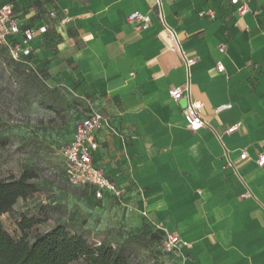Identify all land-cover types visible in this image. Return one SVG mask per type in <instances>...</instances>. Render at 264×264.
Masks as SVG:
<instances>
[{
    "label": "crops",
    "instance_id": "1",
    "mask_svg": "<svg viewBox=\"0 0 264 264\" xmlns=\"http://www.w3.org/2000/svg\"><path fill=\"white\" fill-rule=\"evenodd\" d=\"M3 2L23 27H47L30 42L34 61L62 73L87 115L109 118L97 131L95 163L124 187L129 206L191 243L178 246L181 264H264V165L256 161L264 153V0L244 15L230 0ZM207 10L214 16L199 15ZM135 11L148 15V28L128 20ZM167 27L196 58L192 94L207 122L197 131L185 120L186 99L170 95L187 73Z\"/></svg>",
    "mask_w": 264,
    "mask_h": 264
},
{
    "label": "rangeland",
    "instance_id": "2",
    "mask_svg": "<svg viewBox=\"0 0 264 264\" xmlns=\"http://www.w3.org/2000/svg\"><path fill=\"white\" fill-rule=\"evenodd\" d=\"M86 115L60 71L32 58L16 60L0 45V179L18 178L26 168L38 173L32 180L38 191L0 216L4 228L19 239L21 217H35L40 223L27 231L30 242L63 224L91 244L125 248L130 264H181L178 246L123 197L96 199L89 187L68 180L63 149Z\"/></svg>",
    "mask_w": 264,
    "mask_h": 264
},
{
    "label": "built area",
    "instance_id": "3",
    "mask_svg": "<svg viewBox=\"0 0 264 264\" xmlns=\"http://www.w3.org/2000/svg\"><path fill=\"white\" fill-rule=\"evenodd\" d=\"M253 0H230L231 4L241 15L249 11V3ZM162 4V0H157L156 7ZM214 10L200 11V16H214ZM160 20L164 21L162 12H158ZM128 20L138 22L143 29L149 27V18L147 14L140 11L132 12L128 15ZM172 43L169 49L179 53L187 73V80L184 84L175 86L170 90L171 98L175 101L186 99V105L183 108L185 120L189 128L197 131L207 122L201 115L203 107L202 101L193 97L190 81V70L195 64L196 58L186 54L179 40L176 30L167 27ZM47 27L43 26L38 29L26 28L19 22L14 7L10 2L0 3V45L5 47L12 58L21 60L23 58L33 59V47L31 41L37 32L45 33ZM20 37V38H19ZM34 61V59H33ZM218 70L223 71L225 66L218 63ZM232 103H226L218 106L216 111L231 108ZM110 120L102 113H92L83 117L76 125L73 138L65 145L63 156L65 161V171L68 180L75 185L87 186L92 190L96 199H103L106 195L121 198L124 193V187L109 178L104 170L96 165L95 153L100 148L97 138V131L103 125H109ZM238 128L235 124L228 128V132H233ZM247 152L243 150L241 157L246 158ZM257 163L264 165V153L259 154ZM243 196H246L244 194ZM168 243L171 246H191L190 242L183 241L177 233H169Z\"/></svg>",
    "mask_w": 264,
    "mask_h": 264
},
{
    "label": "trees",
    "instance_id": "4",
    "mask_svg": "<svg viewBox=\"0 0 264 264\" xmlns=\"http://www.w3.org/2000/svg\"><path fill=\"white\" fill-rule=\"evenodd\" d=\"M36 177V170L26 168L18 178L0 179V216L11 211L19 198L38 191L32 181ZM38 223L40 220L35 217L22 216L18 225L23 234L15 239L0 219V264H72L80 258H84L86 264H130L125 248L91 244L86 237L71 233L63 224L38 232L30 242L27 231Z\"/></svg>",
    "mask_w": 264,
    "mask_h": 264
}]
</instances>
